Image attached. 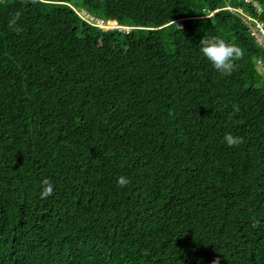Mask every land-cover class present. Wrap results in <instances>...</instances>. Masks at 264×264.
Instances as JSON below:
<instances>
[{"label":"trees","instance_id":"trees-1","mask_svg":"<svg viewBox=\"0 0 264 264\" xmlns=\"http://www.w3.org/2000/svg\"><path fill=\"white\" fill-rule=\"evenodd\" d=\"M74 6L0 1V264H264V0Z\"/></svg>","mask_w":264,"mask_h":264},{"label":"clouds","instance_id":"clouds-1","mask_svg":"<svg viewBox=\"0 0 264 264\" xmlns=\"http://www.w3.org/2000/svg\"><path fill=\"white\" fill-rule=\"evenodd\" d=\"M17 14V18H18ZM15 19L12 21L15 24ZM203 57L211 63L212 67L225 74L230 75L236 67V61L243 57V50L236 45L226 41L219 37H208L200 40L199 48ZM225 142L228 146H233L242 143L241 137H236L231 133H228L224 137ZM129 179L126 176L121 175L117 179V183L120 187H125L129 183ZM53 184L48 180L43 182V188L40 193L41 198H47L53 194ZM218 264V262H217Z\"/></svg>","mask_w":264,"mask_h":264},{"label":"built area","instance_id":"built-area-1","mask_svg":"<svg viewBox=\"0 0 264 264\" xmlns=\"http://www.w3.org/2000/svg\"><path fill=\"white\" fill-rule=\"evenodd\" d=\"M2 1V0H0ZM238 1H242V0H238ZM246 2H250V0H245ZM228 9L232 10V11H235L237 12L238 10H233L231 7H228ZM214 13H212L211 15H213ZM242 14L243 18L245 19V21L249 24L250 28H251V31L253 33V35L256 37L257 39V42L258 44L264 48V22L256 19V18H253V17H250L248 14H245L243 11L240 13ZM85 16H82L89 22H91V20H94L92 18H90V16H86V14H84ZM184 20H179L177 22L178 26L179 27H182V22ZM97 22H100L101 24L104 22V21H101V20H97ZM94 25L96 26H100L102 27L100 24L94 22ZM260 69L262 70L261 72L263 73L264 75V65L262 64V62L260 61Z\"/></svg>","mask_w":264,"mask_h":264},{"label":"rangeland","instance_id":"rangeland-1","mask_svg":"<svg viewBox=\"0 0 264 264\" xmlns=\"http://www.w3.org/2000/svg\"><path fill=\"white\" fill-rule=\"evenodd\" d=\"M73 4L75 5L74 7H76L77 9H79L80 11L83 10V0H73ZM243 10L242 9H239L236 13L237 14H240ZM84 12H81V14H83ZM242 16V14H240ZM83 16H85L83 14ZM250 17H252L251 15H249ZM243 17V16H242ZM96 23L100 24L102 26V28L104 29H119L123 32H130L131 31V28H128V27H120L118 25V22L116 21H106V22H103L102 24L100 22H97ZM262 71V70H261Z\"/></svg>","mask_w":264,"mask_h":264}]
</instances>
